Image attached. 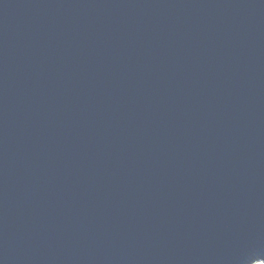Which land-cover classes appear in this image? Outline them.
Segmentation results:
<instances>
[{"label":"water","instance_id":"water-1","mask_svg":"<svg viewBox=\"0 0 264 264\" xmlns=\"http://www.w3.org/2000/svg\"><path fill=\"white\" fill-rule=\"evenodd\" d=\"M264 262V0H0V264Z\"/></svg>","mask_w":264,"mask_h":264},{"label":"bare ground","instance_id":"bare-ground-1","mask_svg":"<svg viewBox=\"0 0 264 264\" xmlns=\"http://www.w3.org/2000/svg\"><path fill=\"white\" fill-rule=\"evenodd\" d=\"M261 262H258V263H256V264H260Z\"/></svg>","mask_w":264,"mask_h":264},{"label":"rangeland","instance_id":"rangeland-1","mask_svg":"<svg viewBox=\"0 0 264 264\" xmlns=\"http://www.w3.org/2000/svg\"><path fill=\"white\" fill-rule=\"evenodd\" d=\"M260 264H264V263H260Z\"/></svg>","mask_w":264,"mask_h":264}]
</instances>
